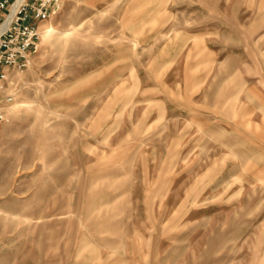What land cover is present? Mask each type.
I'll return each mask as SVG.
<instances>
[{"label":"rangeland","instance_id":"rangeland-1","mask_svg":"<svg viewBox=\"0 0 264 264\" xmlns=\"http://www.w3.org/2000/svg\"><path fill=\"white\" fill-rule=\"evenodd\" d=\"M0 111V264H264V0H61Z\"/></svg>","mask_w":264,"mask_h":264},{"label":"built area","instance_id":"built-area-1","mask_svg":"<svg viewBox=\"0 0 264 264\" xmlns=\"http://www.w3.org/2000/svg\"><path fill=\"white\" fill-rule=\"evenodd\" d=\"M61 7V0H0V92L12 72L29 68L38 49L43 22ZM12 97L7 96L6 101ZM5 118L0 111V120Z\"/></svg>","mask_w":264,"mask_h":264},{"label":"bare ground","instance_id":"bare-ground-1","mask_svg":"<svg viewBox=\"0 0 264 264\" xmlns=\"http://www.w3.org/2000/svg\"><path fill=\"white\" fill-rule=\"evenodd\" d=\"M21 0H17V2H20ZM6 25V22L5 23H2V25L0 26V30Z\"/></svg>","mask_w":264,"mask_h":264},{"label":"crops","instance_id":"crops-1","mask_svg":"<svg viewBox=\"0 0 264 264\" xmlns=\"http://www.w3.org/2000/svg\"><path fill=\"white\" fill-rule=\"evenodd\" d=\"M2 14H3V12L0 10V19L2 18ZM1 25H2V23H1ZM228 72H229V70L226 73H228Z\"/></svg>","mask_w":264,"mask_h":264}]
</instances>
